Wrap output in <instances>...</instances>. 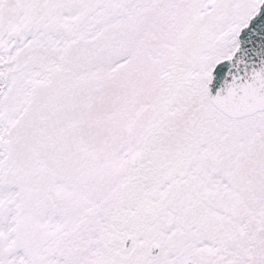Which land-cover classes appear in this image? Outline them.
Here are the masks:
<instances>
[{
	"label": "snow or ice",
	"instance_id": "obj_1",
	"mask_svg": "<svg viewBox=\"0 0 264 264\" xmlns=\"http://www.w3.org/2000/svg\"><path fill=\"white\" fill-rule=\"evenodd\" d=\"M0 264H264V0H0Z\"/></svg>",
	"mask_w": 264,
	"mask_h": 264
}]
</instances>
